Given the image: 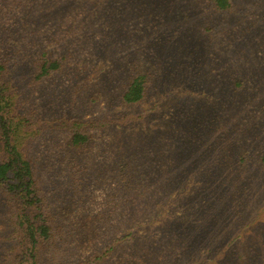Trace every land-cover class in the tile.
Instances as JSON below:
<instances>
[{"label": "rangeland", "instance_id": "rangeland-1", "mask_svg": "<svg viewBox=\"0 0 264 264\" xmlns=\"http://www.w3.org/2000/svg\"><path fill=\"white\" fill-rule=\"evenodd\" d=\"M228 4L0 0L9 143L48 229L32 249L1 184L0 264H264V0ZM42 59L65 66L36 80Z\"/></svg>", "mask_w": 264, "mask_h": 264}, {"label": "trees", "instance_id": "trees-1", "mask_svg": "<svg viewBox=\"0 0 264 264\" xmlns=\"http://www.w3.org/2000/svg\"><path fill=\"white\" fill-rule=\"evenodd\" d=\"M211 1L218 11L224 12L229 8L228 0ZM39 64L40 65L38 66L35 75L36 80L41 79L42 77H50L54 73H60L65 66V64L61 61H52L48 59H42ZM7 74L8 70L6 65L0 66V118L4 125V128L2 129L4 130L3 135L5 138V146L7 147L6 150L8 154L7 161L0 163V185L11 182V184L8 186V192L13 194V196L17 195L20 199V202L26 206L28 213L24 214L23 218L28 232L29 242L32 249H34V245L37 243L39 238H46L48 229L44 224L37 226L31 221L37 220L35 216L32 218L29 214L31 209H34L37 202L35 196L36 189L33 171L29 162L24 161V159L21 158L22 156L18 153L16 147L14 145H10V143L14 142V140H11L12 135H16L17 132L20 133L21 129L18 127V124L15 128H7L6 116L9 114V110L6 100L9 99V89L4 83V79L6 78ZM146 80L147 77L144 75H138L133 80H131L121 95V101L125 105L140 104L144 98ZM97 121L99 122L102 120ZM80 125L81 124L75 123V126ZM87 140L88 137L75 133L72 136L71 144L72 146H78L82 145ZM262 161H264V156L262 157Z\"/></svg>", "mask_w": 264, "mask_h": 264}]
</instances>
